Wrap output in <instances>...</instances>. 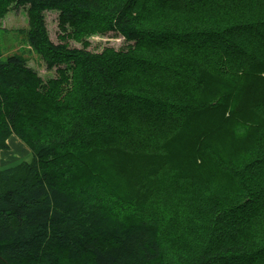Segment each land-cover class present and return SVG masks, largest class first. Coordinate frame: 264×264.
<instances>
[{
	"label": "trees",
	"instance_id": "trees-1",
	"mask_svg": "<svg viewBox=\"0 0 264 264\" xmlns=\"http://www.w3.org/2000/svg\"><path fill=\"white\" fill-rule=\"evenodd\" d=\"M169 1L155 5L168 7ZM186 1L188 8L181 9L196 19L172 18L152 10L146 0H0V16L10 7L27 8L28 44L47 70L57 71L43 80L17 55L0 59V155L10 137L31 155L30 162L6 167L0 160V264H183L160 222L133 210L123 212L125 201L115 182L119 175L106 145L123 129L118 124L126 108L135 111L132 107L138 106L131 117H144L136 120L135 132L126 129L127 139L141 134V127L144 131L151 120L144 115L148 109L155 121H162L166 111L178 117L185 111L204 112V119L217 116L225 97L206 99L195 93L202 84L201 78L194 81V73L201 72L197 59L204 65L211 59L222 63L218 74L226 71V56L234 58L233 64L247 57V43L264 51V28H259L264 22L260 17L247 21L244 13L264 0ZM46 11L59 13L61 33L91 20L100 31L117 33L133 44L127 51L108 48L100 53L54 44ZM217 11L225 16L209 22L206 13ZM250 31L257 35L254 40L247 38ZM175 36L185 40L182 49L169 44ZM135 66L172 72L173 83H142L129 76ZM204 137L207 141L213 135L206 131ZM263 162L251 156L238 169L246 178L239 190L243 201H211L200 224L201 241L184 264L264 260V247L258 248L248 232L250 219L264 202V183L259 186L255 179Z\"/></svg>",
	"mask_w": 264,
	"mask_h": 264
},
{
	"label": "rangeland",
	"instance_id": "rangeland-1",
	"mask_svg": "<svg viewBox=\"0 0 264 264\" xmlns=\"http://www.w3.org/2000/svg\"><path fill=\"white\" fill-rule=\"evenodd\" d=\"M156 1L146 0V3L152 10L175 19H196L190 11L181 9L182 6L188 8L189 2L186 0H170L168 7L155 5ZM193 3L190 1V4ZM244 13L247 21L260 17L264 22V4ZM43 15L48 37L54 44L63 43L70 48H83L91 53H100L108 48L127 51L133 44L127 43L117 33L100 31L91 20L79 23L76 30L68 29L67 33H61L58 28L59 13L46 11ZM206 15L212 22L223 18L225 12H208ZM253 28L247 27L246 30ZM28 29L27 8L10 7L0 16V59L17 55L43 80L54 78L57 71L47 70L40 56L28 44ZM183 33L184 30L177 34ZM251 34L250 31L247 38L252 37L251 40H254L257 35ZM175 37L176 40L169 44L174 49H182L185 40ZM227 46L226 51L230 54L231 45L227 43ZM246 46L247 57H239L237 63H232L233 57H225L226 71L223 73L216 74L221 70L222 63L211 59L204 65L201 59H197V69L201 72L194 73V81L201 78L202 84L195 93L198 95L200 92L206 99L225 97L217 116L208 114V119H204V112L190 115L185 111L178 117L166 111L162 121H155L157 119L148 109L144 115L151 116V120H143L144 131L141 127V134H134L127 139L126 129L128 134L130 131L135 132L136 120L144 118L142 114H138L137 119L131 117L139 108L132 102L135 111L126 108L123 123L118 124L119 128L125 130L122 129L106 145L107 154L114 161L113 171L119 175L115 182L125 201L123 212L133 210L144 218L160 222L165 239L172 246L177 260L183 264L190 260L193 249L201 241L200 224L207 218L211 201L214 200V204H226L227 200L236 198L243 201L245 195L239 190L244 188L246 178L242 174L244 170L239 172L238 169L245 166L251 156L264 159V51L252 49L249 43ZM242 68H245V72H241ZM132 69L137 70L129 73V76L142 83L153 82L163 87L173 83L172 72L163 68L135 66ZM206 131L213 135L207 141L204 140L207 138L204 137ZM6 144L7 148L0 155L2 167L30 162L31 155L20 141L10 137ZM90 164L94 165L93 158ZM256 169L261 170L255 174L257 184L261 186L264 183V162ZM84 172L87 173V170ZM250 222L252 225L248 232L258 248H263L264 202ZM254 264H264V260Z\"/></svg>",
	"mask_w": 264,
	"mask_h": 264
}]
</instances>
